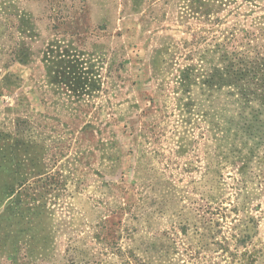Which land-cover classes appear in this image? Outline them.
<instances>
[{
	"label": "rangeland",
	"instance_id": "obj_1",
	"mask_svg": "<svg viewBox=\"0 0 264 264\" xmlns=\"http://www.w3.org/2000/svg\"><path fill=\"white\" fill-rule=\"evenodd\" d=\"M190 1L0 0V13L24 10L35 25L32 60L0 75V131L27 122L17 127L40 173L25 193L48 216L39 264H228L237 232L232 214L222 218L230 204L257 220L250 234L255 264H264V194L244 204L229 173L208 177L216 149L205 136L206 96L184 92L178 79L179 66L233 21L188 18ZM1 31L0 50L13 48L18 33ZM57 50L87 62L91 90L50 81L40 58Z\"/></svg>",
	"mask_w": 264,
	"mask_h": 264
},
{
	"label": "trees",
	"instance_id": "obj_2",
	"mask_svg": "<svg viewBox=\"0 0 264 264\" xmlns=\"http://www.w3.org/2000/svg\"><path fill=\"white\" fill-rule=\"evenodd\" d=\"M244 2L250 6L247 14ZM188 4V18H202L211 26H221L228 17L233 21L209 41L207 49L192 53L188 66H179L178 79L184 92L194 86L206 96L205 136L210 148L216 149L212 153L215 161L207 162L208 177L223 180L229 173V189L247 204L257 193L264 194V0H191ZM127 6L136 10L138 5L131 2ZM13 10L0 13V31L18 33L11 35L16 41L13 48L0 50L1 61H5L0 75L9 63L26 65L32 60L26 41L33 36L35 25L29 13ZM57 51L52 60L46 51L40 58L50 81L73 92L91 90L93 73L87 62L66 50ZM19 124L27 122L16 119L15 133L0 131V182L7 180L0 183V208H4L0 213V264H39L46 254L47 240L41 235L48 216L39 198L25 193L28 177L40 172L32 167L30 141ZM18 187L24 189L17 192ZM230 207L223 209L222 218L227 220L228 213L232 214L229 223L237 232L230 243L233 252L225 254L231 258L228 264H255L260 254L252 246L250 231L257 227V220L235 204Z\"/></svg>",
	"mask_w": 264,
	"mask_h": 264
}]
</instances>
